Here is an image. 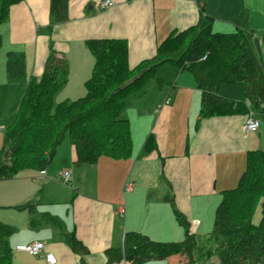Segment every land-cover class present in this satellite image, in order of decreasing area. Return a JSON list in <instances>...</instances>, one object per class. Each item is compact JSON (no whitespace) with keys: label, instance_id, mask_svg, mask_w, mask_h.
<instances>
[{"label":"crops","instance_id":"crops-1","mask_svg":"<svg viewBox=\"0 0 264 264\" xmlns=\"http://www.w3.org/2000/svg\"><path fill=\"white\" fill-rule=\"evenodd\" d=\"M113 1L112 7L100 9L95 0H69L68 19L59 23L52 22L51 0H21L11 6L8 21L0 24V151L26 90V83L8 79L6 56L11 50L25 53L29 81L42 76L53 44L57 55L69 62L68 83L61 90L68 91L67 99H77L86 94L95 64L88 40H126L133 70L156 57L169 36L196 26L205 13L213 18L215 32L249 30L264 68V0ZM167 65L142 93L127 100L131 105L124 115L133 140L129 158L103 156L94 165H77L74 145L65 139L45 174L28 168L17 179H0V221L14 228L13 264H48L44 257L18 249L34 242H44L56 264H131L123 254L127 233L158 242L182 241L188 230L201 237L211 233L223 192L239 184L250 153L264 151V112L253 114L260 121L258 131L244 129L254 111L244 84L237 81L217 92L234 101L236 111L203 115V91L193 73ZM159 77L165 82L162 88L155 79ZM149 97L155 99L145 102ZM150 136L153 144L143 153ZM64 170L72 173L70 185L59 180ZM30 201L32 211L20 208ZM67 234L86 252L74 250ZM143 264H185V259L178 255Z\"/></svg>","mask_w":264,"mask_h":264},{"label":"trees","instance_id":"trees-1","mask_svg":"<svg viewBox=\"0 0 264 264\" xmlns=\"http://www.w3.org/2000/svg\"><path fill=\"white\" fill-rule=\"evenodd\" d=\"M20 1L0 0V24L8 21L11 6ZM68 6L69 0H51L53 23L68 19ZM86 44L95 58L92 75L86 80L87 92L59 103L55 98L67 83L70 68L68 59L57 55L53 44L42 76L29 81L25 53L13 50L7 53L9 81L26 83V90L15 120L5 130L0 179L12 178L26 168L44 171L65 139L74 145L77 165H94L103 156L129 158L133 140L130 121L123 115L127 100L142 93L165 64L193 73L203 91V115L235 112L234 101L223 99L217 92L223 84L237 81L244 84L254 114L264 112V68L247 29L232 34L215 32L213 18L204 13L196 26L169 36L156 57L133 70L128 66L126 40L90 39ZM155 79L159 88L164 87L161 77ZM151 140L152 136L146 140L143 153L149 152ZM247 163L239 184L223 192L208 236L201 237L188 230L182 241L158 242L141 233H127L123 253L126 260L143 264L179 255L185 264H201L202 257L204 260L217 257L218 264H264V151L251 152ZM259 203L262 217L255 224L252 216ZM20 208L32 211L34 202ZM47 216L50 222L62 226L57 218ZM177 216L181 223H186L179 212ZM13 231L12 226L0 221V264H13L10 245ZM67 240L74 250L86 252L73 234H67Z\"/></svg>","mask_w":264,"mask_h":264},{"label":"built area","instance_id":"built-area-1","mask_svg":"<svg viewBox=\"0 0 264 264\" xmlns=\"http://www.w3.org/2000/svg\"><path fill=\"white\" fill-rule=\"evenodd\" d=\"M96 6L100 9H107L114 5L113 0H95ZM170 100H166V104H168ZM254 112H251L245 122L244 129L246 131L250 132H256L260 128V121L255 118L253 115ZM1 130V128H0ZM41 174H45V171H41ZM59 178L62 179L66 184H70L72 181V173L69 170H65L61 172L59 175ZM121 215L124 216V213L126 212V208L122 207L121 209ZM46 245L44 242H34L32 244H29L27 246H19L18 249L24 252H27L33 256H39L44 257L46 262L48 264H56L57 258L52 252H45Z\"/></svg>","mask_w":264,"mask_h":264},{"label":"rangeland","instance_id":"rangeland-1","mask_svg":"<svg viewBox=\"0 0 264 264\" xmlns=\"http://www.w3.org/2000/svg\"><path fill=\"white\" fill-rule=\"evenodd\" d=\"M169 66V65H167ZM160 69V68H159ZM86 82V81H85ZM152 82V80L150 81ZM68 83V82H67ZM66 83V84H67ZM154 88V87H153ZM63 90V89H62ZM59 91V93H57L56 95V98H55V101L56 103H59V102H62L64 100H67L66 97H69V93L68 91ZM75 98H71V100H74ZM155 98L153 97H149V98H146L145 99V102H149V101H152L154 100ZM1 105H2V101H1ZM131 103L129 101H127V107L130 106ZM124 115V114H123ZM22 121H24V117L21 118ZM14 121V120H13ZM13 123V122H12ZM1 128V127H0ZM68 138V137H67ZM69 139H66L65 142H68ZM25 172H30V169L26 168V169H22L20 172H18L15 176H14V179H17L18 175H23ZM11 180V179H10ZM43 184V183H42ZM41 184V185H42ZM69 187V186H68ZM0 212H3V210H0ZM261 217H262V207H261V204L259 203L258 206L255 208V211H254V214L252 216V219H253V223L255 224H259L260 221H261ZM209 240V239H208ZM205 243V242H204ZM210 244V242H209ZM208 244V248H211L214 246V243L213 245H209ZM203 257H202V261H203ZM201 261V264H218L219 262V259L217 257H212V258H208L206 260H204L203 262Z\"/></svg>","mask_w":264,"mask_h":264}]
</instances>
